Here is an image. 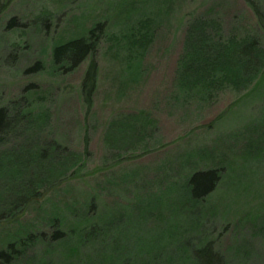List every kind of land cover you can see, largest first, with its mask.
Listing matches in <instances>:
<instances>
[{
    "label": "rangeland",
    "instance_id": "obj_1",
    "mask_svg": "<svg viewBox=\"0 0 264 264\" xmlns=\"http://www.w3.org/2000/svg\"><path fill=\"white\" fill-rule=\"evenodd\" d=\"M253 4L264 9V0H0V106L28 99L48 114L0 153L55 139L78 154L71 177L24 191L32 200L0 220V249L27 229L46 232L14 264H198L209 242L220 264H264V28ZM198 18L213 42L258 40L251 80L199 71L187 84L181 61ZM100 21L94 55L70 72L55 67L53 47ZM92 59L88 109L81 83ZM38 60L43 69L27 72ZM209 168H222L221 181L191 200L186 180ZM9 188L0 205L17 195ZM55 229L67 237L52 242Z\"/></svg>",
    "mask_w": 264,
    "mask_h": 264
},
{
    "label": "trees",
    "instance_id": "obj_2",
    "mask_svg": "<svg viewBox=\"0 0 264 264\" xmlns=\"http://www.w3.org/2000/svg\"><path fill=\"white\" fill-rule=\"evenodd\" d=\"M253 6L259 22L264 28V9L258 4H253ZM9 25L10 27L21 26V23L17 22V18H12ZM207 26L206 21L198 18L192 21L187 29L185 53L181 61L182 74L186 73L184 75L188 78L187 84L193 83L191 79L199 71H207L209 75L211 74L217 79H225L227 72H231L235 74V77L240 78L239 80L243 78L251 80L259 71H256V69H259L260 61L262 62L261 50L257 49L258 40L255 38H245L239 41L232 39L227 44L225 41L213 42L210 38L212 36L206 34ZM104 30L105 22L100 21L87 30V35L57 43L52 52L54 66L64 72L75 70L88 57L94 55ZM43 67V62L38 60L27 72H39ZM97 72V63L92 59L81 83L82 94L88 109H91L93 104ZM192 86L189 85L188 90ZM26 100L28 101V99H25L23 103L14 100L9 105L0 106V145L5 144L20 130L21 132L33 130V124L37 119L44 120L48 117L45 111L36 112L31 107V103ZM120 126V129H122V123L116 125L115 128ZM44 142L43 145L40 144L37 148L29 149L27 152H24L20 148L22 145L19 144L14 145L9 151L4 150L3 153H0V186H10L9 189L17 193L9 204L2 203L0 205V220L8 219L9 216L13 217L15 209L18 208L17 202L32 200L26 197L24 191H29L32 195H38V191L41 187L46 186V183L54 185L57 184L56 182H61L73 175L69 172L72 173L73 168L77 165L78 160L74 158L78 154L72 153L55 139ZM70 154L74 156L72 161L68 159ZM70 161L72 163H69ZM67 167L68 169H66ZM40 174L42 177H40ZM4 176L8 179L1 180ZM221 179L222 168L195 170L186 180L188 197L191 200L204 199L216 189ZM27 180L31 181V187H34L36 183H40L41 186L35 189L31 188ZM8 182H10V185ZM51 220L54 222L61 220V218L53 216ZM25 235H27L26 240L23 239L20 245L19 240H8L6 242V246L0 249V264H14L21 255L23 256L26 253V248H29L39 239L45 238L46 232L35 233L27 229ZM66 237L67 233L61 229H55L50 234L52 242L64 240ZM196 255L198 264H220L221 261V256L214 251L210 242L205 247L200 248Z\"/></svg>",
    "mask_w": 264,
    "mask_h": 264
}]
</instances>
